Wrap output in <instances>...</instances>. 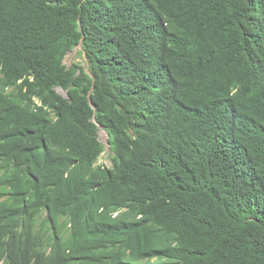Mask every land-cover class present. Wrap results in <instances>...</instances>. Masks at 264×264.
<instances>
[{"label":"trees","instance_id":"1","mask_svg":"<svg viewBox=\"0 0 264 264\" xmlns=\"http://www.w3.org/2000/svg\"><path fill=\"white\" fill-rule=\"evenodd\" d=\"M0 264H264V0H0Z\"/></svg>","mask_w":264,"mask_h":264},{"label":"rangeland","instance_id":"2","mask_svg":"<svg viewBox=\"0 0 264 264\" xmlns=\"http://www.w3.org/2000/svg\"><path fill=\"white\" fill-rule=\"evenodd\" d=\"M63 63L65 64L66 68L69 69L70 71L75 70L78 74H85L89 76V70H88V63L86 56L80 46H75L73 49L68 51L64 58H63ZM82 81L78 80L77 82L71 81V85H78V87L81 85ZM30 85L33 89H36L35 86L39 85V81H37V78L35 77H30ZM64 88L62 86H55L54 91L57 94H61L63 92ZM35 101L39 103V100L35 98ZM99 138L101 142H104L105 140V135H102L100 133ZM110 152L108 147L105 145L104 151L100 154L98 157V164H101L106 167L111 166V161L109 158Z\"/></svg>","mask_w":264,"mask_h":264},{"label":"water","instance_id":"3","mask_svg":"<svg viewBox=\"0 0 264 264\" xmlns=\"http://www.w3.org/2000/svg\"><path fill=\"white\" fill-rule=\"evenodd\" d=\"M77 46H81V45L79 44V45H77ZM61 95H62L63 97H67V91H66V89H65V91H63V92L61 93ZM93 121L96 123V121H95L94 118H93ZM98 128H99V130H98V133H99V134H100V131H101V130H102V131H105V130L102 128V126L99 125V124H98ZM98 139L100 140V138H98ZM100 141H101V140H100ZM103 143L106 144L107 147L110 146V143H109V141H108V135H107V133H106V138H105V140H104Z\"/></svg>","mask_w":264,"mask_h":264},{"label":"clouds","instance_id":"4","mask_svg":"<svg viewBox=\"0 0 264 264\" xmlns=\"http://www.w3.org/2000/svg\"><path fill=\"white\" fill-rule=\"evenodd\" d=\"M77 46V45H76ZM81 47V46H80ZM63 91H65V89L63 90ZM99 130V129H98ZM106 133V132H105ZM99 133H98V138H99ZM105 138H106V136H105ZM99 140V139H98ZM100 141V140H99ZM103 143V142H102ZM104 144V143H103ZM106 145V144H105ZM110 147V146H109ZM109 147H108V149H109Z\"/></svg>","mask_w":264,"mask_h":264},{"label":"bare ground","instance_id":"5","mask_svg":"<svg viewBox=\"0 0 264 264\" xmlns=\"http://www.w3.org/2000/svg\"><path fill=\"white\" fill-rule=\"evenodd\" d=\"M100 133L102 134V135H105L106 136V133H105V131H100Z\"/></svg>","mask_w":264,"mask_h":264}]
</instances>
